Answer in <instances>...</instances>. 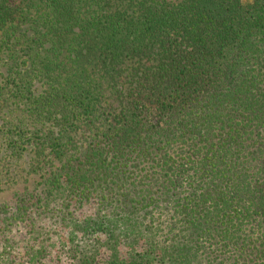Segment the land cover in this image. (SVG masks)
<instances>
[{"label":"trees","instance_id":"16d2710c","mask_svg":"<svg viewBox=\"0 0 264 264\" xmlns=\"http://www.w3.org/2000/svg\"><path fill=\"white\" fill-rule=\"evenodd\" d=\"M16 5L0 1V30L28 15ZM47 5L35 111L61 115L46 143L62 165L5 227L74 224L93 245L72 247L79 264H264V0Z\"/></svg>","mask_w":264,"mask_h":264},{"label":"rangeland","instance_id":"374dc122","mask_svg":"<svg viewBox=\"0 0 264 264\" xmlns=\"http://www.w3.org/2000/svg\"><path fill=\"white\" fill-rule=\"evenodd\" d=\"M13 1L17 3L16 8L25 9L28 5L29 9L16 29L0 30V264H79L71 257L72 247L92 250L93 245L90 241L73 238L74 224L61 229L53 220L41 221L34 227L29 221L14 222L9 228L2 223L3 216H12L20 208L33 214L46 205L45 178L53 176L58 165H62L46 143L49 134L52 139L58 137L57 120L61 115H42L41 118L38 115L41 113L35 111L37 100L48 89V81L38 68L39 58L36 57L38 52L44 54L49 48L48 41L42 38L47 28L42 25L46 19L44 12L49 11L47 0H27L23 5L22 0ZM22 14L19 12V17L25 13ZM105 88L107 98H113L108 84ZM87 122L78 123L82 130ZM87 136L88 133L83 135L77 131L67 155L73 154L74 146L87 147L83 141ZM47 205L49 210L62 209L61 202L53 199H49ZM75 205L78 204L72 203L69 210H80ZM80 212L90 215L97 212V207L92 204ZM122 251L126 253L125 248Z\"/></svg>","mask_w":264,"mask_h":264}]
</instances>
